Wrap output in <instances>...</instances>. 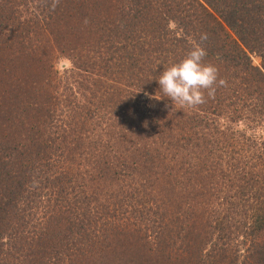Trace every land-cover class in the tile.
<instances>
[{"label": "trees", "instance_id": "1", "mask_svg": "<svg viewBox=\"0 0 264 264\" xmlns=\"http://www.w3.org/2000/svg\"><path fill=\"white\" fill-rule=\"evenodd\" d=\"M263 131L264 0H0V264H264Z\"/></svg>", "mask_w": 264, "mask_h": 264}, {"label": "clouds", "instance_id": "2", "mask_svg": "<svg viewBox=\"0 0 264 264\" xmlns=\"http://www.w3.org/2000/svg\"><path fill=\"white\" fill-rule=\"evenodd\" d=\"M208 39L207 33L200 35V41ZM206 50L195 44L178 62L166 67L156 79L164 97H168L181 107L194 108L206 102L207 97L213 98L215 86H223L226 81L218 80V69L203 60Z\"/></svg>", "mask_w": 264, "mask_h": 264}, {"label": "rangeland", "instance_id": "3", "mask_svg": "<svg viewBox=\"0 0 264 264\" xmlns=\"http://www.w3.org/2000/svg\"><path fill=\"white\" fill-rule=\"evenodd\" d=\"M252 60H253V63L256 65H258L260 63V59L257 56L253 55ZM71 68H72V65H71L70 61L65 57H60L55 61V69L58 71L60 77H63L65 80H66V78L68 80H71V77H70L71 72H69ZM75 77H77V76H75ZM66 86L67 85H64V87H66ZM67 93H69V91H67ZM236 128L239 130L245 129V127H242V125H237V124H236ZM262 133H264V131Z\"/></svg>", "mask_w": 264, "mask_h": 264}]
</instances>
